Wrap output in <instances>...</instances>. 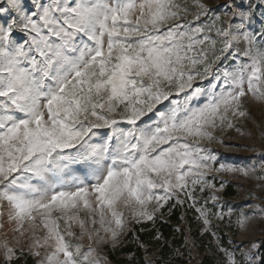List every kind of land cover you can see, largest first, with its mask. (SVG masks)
<instances>
[{
    "label": "snow or ice",
    "instance_id": "1",
    "mask_svg": "<svg viewBox=\"0 0 264 264\" xmlns=\"http://www.w3.org/2000/svg\"><path fill=\"white\" fill-rule=\"evenodd\" d=\"M251 101L264 0H0V264H113L136 225L184 206L217 264H264V238L225 243L213 223L248 220L224 211L222 173L254 175L264 202V152L211 147Z\"/></svg>",
    "mask_w": 264,
    "mask_h": 264
},
{
    "label": "rangeland",
    "instance_id": "2",
    "mask_svg": "<svg viewBox=\"0 0 264 264\" xmlns=\"http://www.w3.org/2000/svg\"><path fill=\"white\" fill-rule=\"evenodd\" d=\"M211 5H214L217 0H207ZM251 117L248 119H241L236 121V127L232 129H225L217 133V140L214 141L211 147L214 149L220 162L230 164H244L254 163L261 152H264V104L256 101L250 102ZM219 180L227 181L224 189L217 193L221 197V201L224 205V211L228 208H232L234 212L240 213L241 211L248 213V220L243 227L236 224L237 216L232 217L231 226H228V222L221 223L220 221L213 220V223L218 226L223 235V239H226V243L230 240L233 241H248L256 238H264V213L259 211L260 207H264V202L257 199L259 195V188L256 187L260 181L254 176L248 177L242 174H220ZM228 185H233L236 189L235 195L227 196L224 191ZM245 201L250 203L246 204ZM182 209V222L180 226H186L190 228V219L193 220L194 226L200 227L201 224L196 220L197 213L194 209L187 206L180 207ZM250 209H255L251 211ZM215 211V209H213ZM167 210L165 209L166 217ZM163 217V218H164ZM12 225H7V230L0 231V238H3L5 234L11 237L10 231ZM206 235L207 242H209V248L200 249L201 239L197 240L191 234L187 236L189 245L187 246L188 259L186 264H201V259L204 254L216 253L215 242L213 238L208 234ZM125 242V239H124ZM123 242V243H124ZM87 243V241H85ZM183 255V252H180ZM217 254V253H216ZM218 256V254H217ZM219 258V257H218ZM113 262V261H112ZM113 264H116L113 262Z\"/></svg>",
    "mask_w": 264,
    "mask_h": 264
},
{
    "label": "trees",
    "instance_id": "3",
    "mask_svg": "<svg viewBox=\"0 0 264 264\" xmlns=\"http://www.w3.org/2000/svg\"><path fill=\"white\" fill-rule=\"evenodd\" d=\"M225 195H235L236 189L228 185L224 191ZM182 222V209L177 207L162 220H158L153 226L151 223L136 225L121 247L111 252L110 259L116 264H186L188 259L187 246L184 244L185 237H196V242L201 239L200 249L209 248V242L205 240L206 235H200V227L194 226L190 219V228L180 226ZM183 229V231H178ZM159 235L160 239H156ZM226 243V239L224 240ZM141 245L147 246V251ZM179 252V255L177 254ZM180 252H183L181 255ZM216 253H207L202 256L201 264H217ZM29 264H32L29 261Z\"/></svg>",
    "mask_w": 264,
    "mask_h": 264
}]
</instances>
